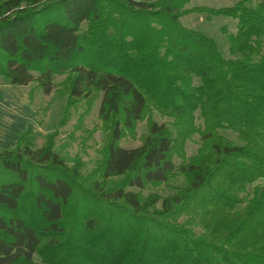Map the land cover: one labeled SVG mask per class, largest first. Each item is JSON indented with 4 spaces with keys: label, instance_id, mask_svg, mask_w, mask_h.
<instances>
[{
    "label": "trees",
    "instance_id": "16d2710c",
    "mask_svg": "<svg viewBox=\"0 0 264 264\" xmlns=\"http://www.w3.org/2000/svg\"><path fill=\"white\" fill-rule=\"evenodd\" d=\"M188 2L0 1V76L46 95L65 76L66 112L101 97L106 129L87 176L53 134L0 152V264H264V0ZM190 11L237 22L230 58L180 22ZM145 118L140 145L124 147Z\"/></svg>",
    "mask_w": 264,
    "mask_h": 264
},
{
    "label": "rangeland",
    "instance_id": "374dc122",
    "mask_svg": "<svg viewBox=\"0 0 264 264\" xmlns=\"http://www.w3.org/2000/svg\"><path fill=\"white\" fill-rule=\"evenodd\" d=\"M2 1V0H0ZM239 0H190L184 10L195 7L222 8L233 6ZM257 1V0H255ZM180 22L187 28L200 31L212 37L218 44L224 56L230 58L229 46L226 40L227 33L236 32L237 22L225 16H209L190 11L180 17ZM90 23L83 25L84 31ZM225 28V30H224ZM65 76L57 78V87L49 95L41 91L36 82L28 86H14L7 79L0 76V152L14 149L19 137L26 132L33 148H40L47 143L49 136L53 137L54 150L66 160L70 167L78 165L81 174L87 176L101 158V150L105 141L106 129L99 109L101 97L94 100L81 101L78 107L66 112V96L62 85ZM153 119L159 123L172 121L162 117L154 111ZM202 120L198 118L197 124ZM147 130V118L138 122L132 131L126 132L121 140L124 147L132 148L140 145L141 138ZM29 131V132H28ZM228 137H235L232 132L226 131ZM200 145V136L193 135L184 147V156L195 154ZM181 157H176L179 163ZM264 184V180H263ZM171 189L163 185H149L145 195L158 193L168 194ZM33 264H43L37 255Z\"/></svg>",
    "mask_w": 264,
    "mask_h": 264
}]
</instances>
